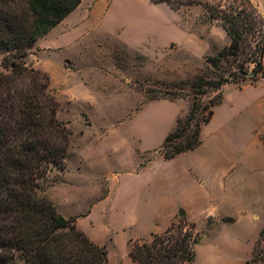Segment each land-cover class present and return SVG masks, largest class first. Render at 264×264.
I'll use <instances>...</instances> for the list:
<instances>
[{
  "label": "rangeland",
  "instance_id": "374dc122",
  "mask_svg": "<svg viewBox=\"0 0 264 264\" xmlns=\"http://www.w3.org/2000/svg\"><path fill=\"white\" fill-rule=\"evenodd\" d=\"M251 2L264 15V0ZM77 15L83 36L71 47L26 57L49 75L70 132L66 167L39 179V195L105 246L109 264L130 263V245L177 223L181 208L198 233L193 264H264V77L225 84L201 143L164 159L189 100L163 95L188 92L229 38L201 4L84 0Z\"/></svg>",
  "mask_w": 264,
  "mask_h": 264
},
{
  "label": "trees",
  "instance_id": "16d2710c",
  "mask_svg": "<svg viewBox=\"0 0 264 264\" xmlns=\"http://www.w3.org/2000/svg\"><path fill=\"white\" fill-rule=\"evenodd\" d=\"M150 1L166 2L174 10L201 4L208 19L229 38V44L208 55L205 68L187 81L188 92L163 95L189 100L187 112L176 119L162 142V155L170 159L201 143L202 127L222 101L225 84L264 77V15L251 0ZM80 2L0 0V262L19 252L23 264H109L105 246L38 193L39 179L52 167L65 169L70 132L57 118L49 75L28 65L26 57L36 40ZM151 235L149 241L130 245L133 263L193 264L198 233L183 208L177 223Z\"/></svg>",
  "mask_w": 264,
  "mask_h": 264
},
{
  "label": "crops",
  "instance_id": "0c3cea01",
  "mask_svg": "<svg viewBox=\"0 0 264 264\" xmlns=\"http://www.w3.org/2000/svg\"><path fill=\"white\" fill-rule=\"evenodd\" d=\"M83 5H84V0H81L80 4L73 11H71L62 21H60L57 25H55L46 34L39 37L36 40L32 49L38 48L40 49L41 52H43V49L54 50L56 48H60L59 50H65V48L71 47L74 42H76L80 37L83 36V34H80L79 36H77L78 33L76 32L77 31L76 27L79 25V23L77 22V17L79 15V14L77 15V11L83 8ZM1 67L2 66L0 63V68ZM109 235L112 236V233L110 232ZM112 240H113V237H112ZM114 245H115V242H114ZM128 264H135V263L131 261Z\"/></svg>",
  "mask_w": 264,
  "mask_h": 264
},
{
  "label": "built area",
  "instance_id": "2783aa9c",
  "mask_svg": "<svg viewBox=\"0 0 264 264\" xmlns=\"http://www.w3.org/2000/svg\"><path fill=\"white\" fill-rule=\"evenodd\" d=\"M259 134H261L264 137V118L261 120V123H260Z\"/></svg>",
  "mask_w": 264,
  "mask_h": 264
}]
</instances>
